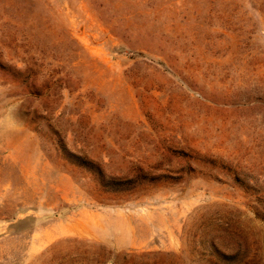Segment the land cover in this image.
I'll return each mask as SVG.
<instances>
[{"label": "rangeland", "instance_id": "obj_1", "mask_svg": "<svg viewBox=\"0 0 264 264\" xmlns=\"http://www.w3.org/2000/svg\"><path fill=\"white\" fill-rule=\"evenodd\" d=\"M0 264H264V0H0Z\"/></svg>", "mask_w": 264, "mask_h": 264}]
</instances>
